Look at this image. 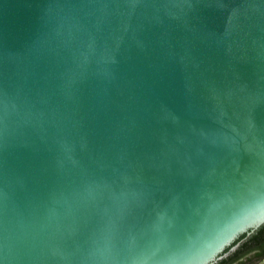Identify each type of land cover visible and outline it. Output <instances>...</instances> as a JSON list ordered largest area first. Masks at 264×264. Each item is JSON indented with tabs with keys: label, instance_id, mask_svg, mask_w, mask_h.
<instances>
[{
	"label": "water",
	"instance_id": "obj_1",
	"mask_svg": "<svg viewBox=\"0 0 264 264\" xmlns=\"http://www.w3.org/2000/svg\"><path fill=\"white\" fill-rule=\"evenodd\" d=\"M258 181L264 0H0V264H162Z\"/></svg>",
	"mask_w": 264,
	"mask_h": 264
},
{
	"label": "clouds",
	"instance_id": "obj_2",
	"mask_svg": "<svg viewBox=\"0 0 264 264\" xmlns=\"http://www.w3.org/2000/svg\"><path fill=\"white\" fill-rule=\"evenodd\" d=\"M264 182L241 186L226 198L210 203L193 231L175 241L166 237L156 243L163 246L162 264H222L234 251L264 232ZM251 198V199H250ZM130 241L126 264H149L146 255L135 250ZM106 264H120L121 257L105 250Z\"/></svg>",
	"mask_w": 264,
	"mask_h": 264
},
{
	"label": "trees",
	"instance_id": "obj_3",
	"mask_svg": "<svg viewBox=\"0 0 264 264\" xmlns=\"http://www.w3.org/2000/svg\"><path fill=\"white\" fill-rule=\"evenodd\" d=\"M255 257L264 259V232L257 234L239 250L233 252L227 260H222V264H252Z\"/></svg>",
	"mask_w": 264,
	"mask_h": 264
},
{
	"label": "flooded vegetation",
	"instance_id": "obj_4",
	"mask_svg": "<svg viewBox=\"0 0 264 264\" xmlns=\"http://www.w3.org/2000/svg\"><path fill=\"white\" fill-rule=\"evenodd\" d=\"M253 263H255V264H264V259H259V257H255L254 262H252V264Z\"/></svg>",
	"mask_w": 264,
	"mask_h": 264
}]
</instances>
